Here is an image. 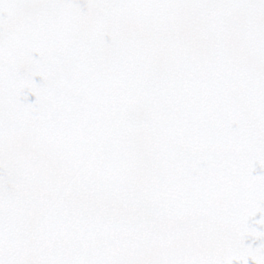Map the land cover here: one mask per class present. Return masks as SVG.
I'll use <instances>...</instances> for the list:
<instances>
[{
  "label": "snow or ice",
  "instance_id": "1",
  "mask_svg": "<svg viewBox=\"0 0 264 264\" xmlns=\"http://www.w3.org/2000/svg\"><path fill=\"white\" fill-rule=\"evenodd\" d=\"M0 264H264V0H0Z\"/></svg>",
  "mask_w": 264,
  "mask_h": 264
}]
</instances>
